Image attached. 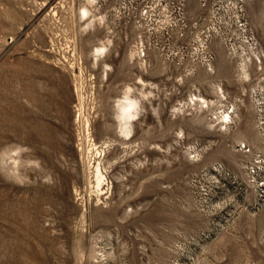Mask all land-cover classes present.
I'll use <instances>...</instances> for the list:
<instances>
[{
    "label": "rangeland",
    "instance_id": "374dc122",
    "mask_svg": "<svg viewBox=\"0 0 264 264\" xmlns=\"http://www.w3.org/2000/svg\"><path fill=\"white\" fill-rule=\"evenodd\" d=\"M0 264H264V0H0Z\"/></svg>",
    "mask_w": 264,
    "mask_h": 264
},
{
    "label": "bare ground",
    "instance_id": "6f19581e",
    "mask_svg": "<svg viewBox=\"0 0 264 264\" xmlns=\"http://www.w3.org/2000/svg\"><path fill=\"white\" fill-rule=\"evenodd\" d=\"M80 11H81L82 17H86V15L89 14V12L85 8L81 9ZM101 51H102V48H101ZM124 100H125V102H123L119 105L118 112H119V118H120L119 126H121V130L123 131V133L126 134V133L131 131L130 128H128L127 120H128V122H129L130 118H131L130 120H132V117L137 113L136 112L137 110L135 109V107L137 106V104H136L137 102L131 98H128V97H126ZM123 133H122V135H123ZM101 179H102V176H101L100 172L98 171V169H96V182H97V184L101 181Z\"/></svg>",
    "mask_w": 264,
    "mask_h": 264
}]
</instances>
